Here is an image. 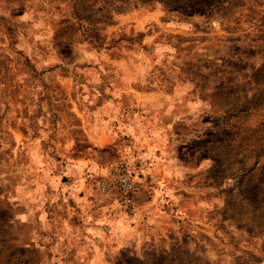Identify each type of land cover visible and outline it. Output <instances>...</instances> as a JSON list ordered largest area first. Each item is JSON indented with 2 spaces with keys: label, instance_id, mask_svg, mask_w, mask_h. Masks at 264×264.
<instances>
[{
  "label": "rangeland",
  "instance_id": "1",
  "mask_svg": "<svg viewBox=\"0 0 264 264\" xmlns=\"http://www.w3.org/2000/svg\"><path fill=\"white\" fill-rule=\"evenodd\" d=\"M0 264H264V0H0Z\"/></svg>",
  "mask_w": 264,
  "mask_h": 264
},
{
  "label": "built area",
  "instance_id": "2",
  "mask_svg": "<svg viewBox=\"0 0 264 264\" xmlns=\"http://www.w3.org/2000/svg\"><path fill=\"white\" fill-rule=\"evenodd\" d=\"M134 162L128 157H122L106 165V182L110 188L111 198L107 205L108 212L130 216L137 210Z\"/></svg>",
  "mask_w": 264,
  "mask_h": 264
}]
</instances>
